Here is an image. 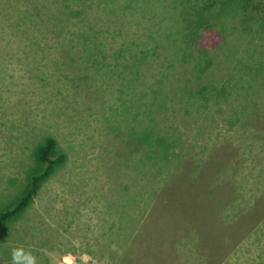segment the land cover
<instances>
[{
  "label": "rangeland",
  "instance_id": "374dc122",
  "mask_svg": "<svg viewBox=\"0 0 264 264\" xmlns=\"http://www.w3.org/2000/svg\"><path fill=\"white\" fill-rule=\"evenodd\" d=\"M174 2L69 4L84 8L82 16L90 17L97 30L110 26L105 15L114 9L111 16L118 23L108 30L125 27L114 46L133 42L127 48L131 54L144 46L152 57L147 67L157 77L163 70L156 64V44L172 57L183 54L179 47L186 46L181 40L187 41L188 30L178 32L176 23V33L172 25L180 10L169 11ZM51 3L0 0V213L17 203L31 176L41 169L36 153L47 136L55 137L67 155L27 209L2 228L0 264H11L14 248L31 252L37 264H264V116L252 125L228 126L214 123L207 107L200 111L202 103L187 105L194 98L191 90L208 82L207 75L216 80L228 73L222 50L215 48L219 32L202 28L181 61H165V67L175 66L184 75L182 90L161 119L160 132L170 133L169 139L179 143L176 140L172 163L153 177L137 165L144 151L125 143L134 140V121L123 125L115 109L120 95L110 67L123 65L127 56L107 67L99 63L103 51L77 52L99 63L87 66L72 62L77 55L63 51L69 47L58 50L59 43L43 52L28 45L26 37L33 34L28 20L49 16ZM151 5L158 7L156 14L149 13ZM98 15L103 21L98 22ZM77 19L71 18L73 23ZM42 25L48 30L51 26ZM47 36L50 42L53 35ZM159 36V41L154 39ZM192 56L199 63L197 71ZM214 63L219 69L214 74L213 67L209 74H199ZM194 71L202 77L193 80ZM124 83L129 93V76ZM181 146L185 154L179 152ZM176 161L182 169L175 173ZM172 190L180 204L172 212L161 210Z\"/></svg>",
  "mask_w": 264,
  "mask_h": 264
},
{
  "label": "trees",
  "instance_id": "16d2710c",
  "mask_svg": "<svg viewBox=\"0 0 264 264\" xmlns=\"http://www.w3.org/2000/svg\"><path fill=\"white\" fill-rule=\"evenodd\" d=\"M76 2L78 0H52L51 7L47 10L49 16L43 17V14L39 18L30 17L28 25L33 34L26 37L30 41L28 45L35 47L37 51L43 52L48 47L53 46L56 48L54 44L59 43L58 50L60 47L62 49H64L63 47H69L71 49L63 51H71V53L74 52L77 55L76 58L71 59L72 62H80L87 66L101 63V65L109 67L111 63L115 62V59L120 61L119 59L123 54L127 56L122 61L123 65L118 62L117 66L110 67L114 76V84L118 86L117 93L120 95L115 109L121 117L123 125L126 121L130 124L134 121L133 135H131L134 140L130 139L125 143H127V146L139 147L144 151V155L138 160L137 165L146 168L147 174L159 173L162 168L165 170L172 163L171 156L174 155L176 140L179 143L177 138L169 139L170 133L160 132L161 119L164 118V115H167L170 105L176 99L178 92L182 90L181 85L183 84L184 75L179 73L175 66L171 69L165 67L167 63L165 61L170 60L172 63L173 61H181L185 57L184 51L191 50L189 44L196 41L193 35L197 34L202 28L219 32L221 40L217 41L215 48L222 50L228 73L217 77L216 80L210 79L208 77L210 75H207L206 80L208 82L205 84L201 82L200 86L198 83L199 88L197 89V86L191 90L194 98L187 105L196 107L197 103H202L199 107L200 111L207 107L211 114L207 115L212 117L214 123L222 121L228 126H238L241 123L252 125L260 119V116H264V0H175L169 11H176L178 8L180 10L176 13V16L172 17V19L176 17V21L174 20L172 25H174L176 31L177 23L178 32L184 29L188 30V33L184 34L187 41L181 40L182 35L177 38L178 41L181 40L182 44L186 43V46H180L179 52L183 54H177L174 57L170 54L166 55L165 47L162 48L161 44H156L157 53L156 50L151 49L157 54L156 64L163 70L157 76L158 78L154 76L152 69L149 71V67H147V63L152 57H150L147 49H143L144 46L140 50L132 52V54L129 53L130 50H127V48L133 42L129 43L124 40L120 47L116 48L114 46L116 36H123L125 33V27L123 26L114 32L108 30L112 24L116 27L118 23L112 18L114 16H111L116 12L114 9L109 8L110 14L105 15L110 18L108 21L110 26L106 25L102 30H97L90 17L85 18L82 16V13H85L84 8H82V11L71 8L69 3ZM100 2L104 3L106 0H100ZM137 5L139 9H143L147 3H144L143 7L141 4ZM157 8L156 5H151L148 7L149 13L152 14L153 10V13L156 14ZM165 8L167 9L166 6ZM165 11L161 14L163 15ZM180 13L181 15H179ZM73 16L78 17L75 23L71 20ZM97 18L98 22L103 21L99 15ZM149 22L151 23V21ZM21 23L23 24V22ZM42 23H50V29L48 30L45 26L42 28ZM122 25H124V22ZM145 29L147 30L146 27ZM48 32L53 35L50 42L48 41ZM24 34H26V31H24ZM126 38L130 40L129 37ZM154 39L159 41L160 36ZM177 40H174V42L177 43ZM244 41H247V44ZM243 42L246 49L241 52L240 48ZM91 49L103 51L101 62H89L79 57L80 54H77V52L81 53L83 50ZM191 58L195 60L194 64L197 71L199 69L197 65L199 63L196 61L197 57L192 56ZM212 67L214 70L211 71ZM209 70L211 71L210 74H214L219 69L214 63L207 67V72L205 69L200 71L199 74L208 73ZM147 71L155 78L154 80L151 81L147 78ZM196 71L192 74L193 80H195V77H202H199ZM125 76H129V93L124 87ZM181 98L185 99L184 97ZM218 114L221 115V118L217 116ZM219 118L220 120H218ZM184 151L185 148L181 146L179 152L185 154ZM36 159L41 165V169L31 176L28 187L17 203L0 213V232L7 222L27 209L38 194L43 182L50 178L57 168L67 160V155L65 150L60 148L55 137L47 136L43 142L39 143ZM175 164L174 171L176 173L182 168L177 161ZM153 179L150 178V183H153ZM184 180L189 179L184 178ZM161 187L159 186L156 190L159 191ZM156 190H153V195H155ZM140 200H142V195ZM178 201V195L175 194V190H172L171 197L166 200L164 207L161 206V210L174 211L180 204ZM135 211L136 208H134ZM121 226L125 228L124 225Z\"/></svg>",
  "mask_w": 264,
  "mask_h": 264
},
{
  "label": "clouds",
  "instance_id": "9594fccd",
  "mask_svg": "<svg viewBox=\"0 0 264 264\" xmlns=\"http://www.w3.org/2000/svg\"><path fill=\"white\" fill-rule=\"evenodd\" d=\"M11 264H37V258L31 252H25L23 248L11 250Z\"/></svg>",
  "mask_w": 264,
  "mask_h": 264
}]
</instances>
